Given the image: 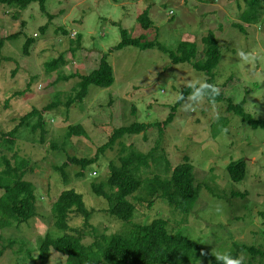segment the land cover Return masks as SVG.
I'll use <instances>...</instances> for the list:
<instances>
[{"label":"rangeland","instance_id":"374dc122","mask_svg":"<svg viewBox=\"0 0 264 264\" xmlns=\"http://www.w3.org/2000/svg\"><path fill=\"white\" fill-rule=\"evenodd\" d=\"M257 2L259 20L245 26V32L232 24L240 22L247 0H45V12L51 19L35 2L24 10L0 5V37L9 35L6 27L21 30L0 50V136L32 109L39 110L56 98L60 101L45 112L42 132L23 127L11 151L0 146V171L4 159L11 167L25 161L24 180L33 185L35 196V215L29 221L0 228V264H67L66 257L52 248L44 261L38 258L44 236L56 238L64 232L53 226L51 211L63 190L80 194L91 212L84 245L93 242L94 234L108 236L129 230L128 224L108 214L111 200L97 196L91 185L104 183L109 163L118 164V157L129 148L143 154L150 151L158 140L157 129L124 135L102 153H96L97 148L108 141L115 128L164 120L181 89L204 81L205 75L189 64H172L155 48L127 46L110 52L121 39L120 30L171 49L179 41L194 42L195 60L201 57V38L213 33L220 50V60L212 70L214 84L234 104L244 100L246 113L264 120V0ZM143 11L151 21L146 30L137 20ZM27 38L33 43L24 55L22 46ZM241 49L255 60L241 59ZM60 55L64 64L49 71L45 63ZM102 55L112 68V84L106 88L90 85L85 99L67 108L64 103L74 94L79 80L73 75L92 72ZM57 76L63 79L56 81ZM225 105L204 101L186 113L181 103L177 104L173 121L160 140L161 152L156 153L162 161L150 162L139 172L143 179L154 175L165 178L187 156L194 184L199 187L198 199L188 215L179 214L163 199L154 198L149 205L142 191L127 197L135 206L133 224L162 218L169 233H182L213 256L217 251L232 253L234 244L264 250V130L240 122L238 116L225 111ZM217 112L219 119L215 118ZM29 121L33 124L35 119ZM74 125H85V135L68 136L67 127ZM225 128L226 133L222 131ZM95 154L96 162L84 169L83 176L76 175L79 167L74 165L65 169V180L56 170L66 156L89 159ZM239 159L245 161V175L233 182L226 166ZM164 161L169 163L168 170ZM103 191L110 192L107 187ZM82 225L81 218L72 216L68 226L84 230ZM243 254L248 264L250 256ZM99 255L96 251L95 256ZM255 259L252 264H264V258ZM195 264L209 261L200 257Z\"/></svg>","mask_w":264,"mask_h":264},{"label":"trees","instance_id":"16d2710c","mask_svg":"<svg viewBox=\"0 0 264 264\" xmlns=\"http://www.w3.org/2000/svg\"><path fill=\"white\" fill-rule=\"evenodd\" d=\"M34 2L38 3L41 13H46L45 0H0V5L24 10ZM247 5L248 7L239 15L240 22L232 24L240 32H245V26L252 25L259 20L260 9L257 0H247ZM47 16L51 19V15L47 14ZM137 20L140 27L144 30L148 29L151 24L145 11L138 15ZM24 25L25 23L22 21L20 23L21 28ZM44 29L45 26L41 28V32ZM4 30L9 35L0 37V50L5 41L17 38L21 32V30L11 31L9 27ZM120 36L119 43L111 48L110 52L127 46H132L139 50L155 48L166 54L172 64H189L193 70L203 73L207 82L214 84L212 70L220 60V50L213 33L208 32L201 38L202 50L199 60L194 59L197 53V45L194 42L179 41L171 49L156 41H146L143 35L132 38L124 29L120 30ZM77 41L76 45L78 44ZM32 43V38L25 40L22 46L24 55L28 53V48ZM62 64H64V59L60 55L56 59L45 63V66L49 71H54ZM73 76H78L79 80L74 94L68 97L64 103L67 108L74 103L80 104L85 99L87 88L90 85L106 88L113 82L112 68L106 61V55L101 56L97 68L89 74H74ZM59 79H63V77L57 76L55 80ZM191 91L192 89L186 86L180 92L186 98ZM59 102V99L56 98L55 101L43 106V108L39 110L32 109L20 117L18 124L11 131L0 136V146L7 151H11L17 139L18 130L23 127H30L32 132L37 129L42 132L45 112L57 107ZM216 103H226L225 111L238 116L240 122H243L248 127L264 130V120L255 119L244 111V100L234 104L232 99L220 90ZM177 104L179 103L176 101L162 121L149 124L132 123L129 126L115 128L110 133L108 141L97 148L96 153H102L105 147L118 141L124 135L140 134L153 127L157 129L158 140L150 151L143 154L129 148L128 151L118 157V164L109 163L108 177L104 183L91 185L93 193L111 200L108 214L128 224L129 230L108 236H97L94 234L92 235L93 242L89 245H84L83 240L89 228L88 221L91 212L85 208L80 194L73 189L63 190L53 202L51 211L54 217L53 226L64 232L56 238H52L49 235L44 236L39 246L38 258L41 261L47 258L49 249L52 248L66 257L67 264H195L200 257L207 259L209 264H218L215 256L191 242L182 233H169L166 228L167 221L162 218L153 219L149 223L142 225L131 222L135 206L127 200V197L134 195L138 191L143 192L144 199L149 205L154 198L163 199L170 208L183 216L190 213L198 199L199 187L194 184L193 168L187 156H183L182 160L170 169L168 177L162 178L154 175L151 178L143 179L139 176L141 169L147 168L150 162L162 161L163 158L161 156L158 158L156 153L158 150L161 152L160 140L166 126L173 121L174 109ZM32 119H35V121L30 124L29 120ZM220 121L223 122L224 118H221ZM84 126H68L66 134L68 136H84ZM65 159L56 168L63 180H65V169L68 166L79 167V172L76 175L80 177L83 176L86 167L96 162L97 157L95 154L94 157L89 159L73 156H66ZM164 164L168 170L169 163L164 161ZM3 166L4 169L0 171V228L9 227L13 223H26L35 215L34 187L30 182L24 180V174L27 171L26 162L19 161L15 163V166L11 167L9 161L4 159ZM245 170V161L243 159L230 162L226 166V174L233 182L241 181L244 178ZM104 187L110 190L108 194L103 191ZM72 216L83 220L82 226L84 230L68 226ZM233 248L234 251L231 253L233 256H238L243 252L250 256V259L247 260L248 264H252L257 257L259 260L264 258V250L260 248L238 244H234ZM96 251L100 253L98 257L95 256ZM201 252H206L208 255L202 256Z\"/></svg>","mask_w":264,"mask_h":264},{"label":"clouds","instance_id":"9594fccd","mask_svg":"<svg viewBox=\"0 0 264 264\" xmlns=\"http://www.w3.org/2000/svg\"><path fill=\"white\" fill-rule=\"evenodd\" d=\"M238 55L243 60H255V56L244 50H238ZM189 87L192 89L190 95L185 98L182 92L176 96V101L181 103L182 110L186 113L195 111L196 106L204 101H208L210 104L215 105L216 98L220 95V89L213 83L204 80L197 83H189ZM216 119H219V113L215 115ZM223 132H227V129H222ZM201 255H208L206 252H201ZM215 260L218 264H246V255L240 254L233 256L231 252H219L215 253Z\"/></svg>","mask_w":264,"mask_h":264},{"label":"bare ground","instance_id":"6f19581e","mask_svg":"<svg viewBox=\"0 0 264 264\" xmlns=\"http://www.w3.org/2000/svg\"><path fill=\"white\" fill-rule=\"evenodd\" d=\"M72 36H73V34H72Z\"/></svg>","mask_w":264,"mask_h":264}]
</instances>
